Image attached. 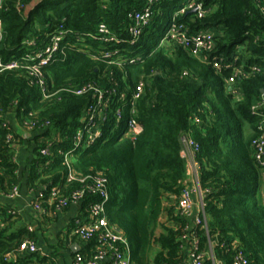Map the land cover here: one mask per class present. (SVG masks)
<instances>
[{
	"label": "trees",
	"instance_id": "trees-1",
	"mask_svg": "<svg viewBox=\"0 0 264 264\" xmlns=\"http://www.w3.org/2000/svg\"><path fill=\"white\" fill-rule=\"evenodd\" d=\"M189 3L206 14L180 13ZM146 6V0H0V197L20 190L16 154L25 133L43 130L33 139L26 176L27 190L40 193L34 200L40 210L31 218L38 229L0 203V264H55V255L19 252V246L36 243L59 200L86 191L96 177L105 181L108 227L125 239L130 264H181L189 231L198 251L207 255L211 249L222 264H230L236 251L247 264H264V170L253 144L264 132V0H154L150 22L134 39L129 16ZM172 23L190 36L211 34V52L195 57L168 40L161 43ZM56 36L57 49L36 67L37 77L36 55L46 58L45 47ZM9 63L16 66L4 69ZM97 101L106 115L94 127L100 136L71 152ZM7 116L20 127L12 128ZM130 118L138 133L124 138ZM183 139L197 146L206 192V224L190 230L178 208L186 180ZM69 170L73 181H67ZM52 188L57 196L49 199ZM98 202L97 194L85 192L81 204L86 211ZM99 245L95 235L79 256L91 259Z\"/></svg>",
	"mask_w": 264,
	"mask_h": 264
},
{
	"label": "built area",
	"instance_id": "built-area-1",
	"mask_svg": "<svg viewBox=\"0 0 264 264\" xmlns=\"http://www.w3.org/2000/svg\"><path fill=\"white\" fill-rule=\"evenodd\" d=\"M147 6L141 11L132 13L129 18L133 21L134 26L130 29V32L134 39L140 36L139 27L146 26L151 20L152 12L150 5L154 0H146ZM31 9L28 8L27 11ZM185 10H192L197 13L198 18H202L206 14V9H203L200 4L189 3L186 8L180 11L183 13ZM24 12V14L27 13ZM100 32L106 34L107 30L104 27H100ZM60 37L56 36L51 38V44L45 47L43 56L46 58L41 59V55H36V59H40L37 66L33 67L34 75L39 77V73L36 67L45 65L52 56V53L57 49V42ZM165 40L170 41L179 47L188 50L192 56L199 57L203 54L211 52L214 46L213 36L207 32H201L196 35H189L187 29L182 25L172 23L166 33L164 34L161 43ZM164 44V43H163ZM16 65L14 63H9L5 65L4 69H12ZM216 66V65H215ZM2 65L0 64V68ZM38 85L42 86L41 80H37ZM91 88L80 89L75 92L76 95H82L84 92ZM136 92L133 95V99H137L142 92V86L139 84L136 87ZM101 95L97 97L98 101H101ZM97 101V106L95 108L87 109L84 116V125L79 130L73 139V151L76 149H82L87 147L95 141L97 137L100 136L99 130L94 129L97 121V125L102 124L105 119V114L97 109L101 102ZM117 113V119H118ZM26 128L32 129L31 125H25ZM123 130L121 136L131 137L138 133V126L134 118L128 119L123 124ZM43 131V130H42ZM256 154V162L264 170V132L262 136L253 142ZM197 151V146L193 144L190 140H182V151L181 158L184 159L186 165V180L185 187L181 191L178 199L179 215L182 219L188 222L189 230L191 227L203 226L206 224V214H205V202L204 196L205 191L201 189L199 180V165L195 161V152ZM40 154L47 156V149L40 151ZM61 154V153H59ZM62 155V154H61ZM64 161L68 164V153L63 154ZM75 180L74 175L69 170L67 175V181ZM82 181V180H80ZM104 179L96 177L93 179V185L87 187L86 191L82 189L77 191L70 196V199L64 198L59 200L57 213L61 212L64 208H68L71 204L81 203L84 199L85 192L90 194H97L100 198V202L90 204L87 207V221L86 223L75 222V229L73 234L80 239L81 242H87L92 237L97 235L98 241L100 243L98 249L91 259L83 260L79 255L75 258V264H97L99 261L107 259L109 264H130L129 261V248L124 238L118 235L116 232L108 227L107 221L104 216V204L107 201V194L105 191ZM18 195V188H14L12 193L8 196L9 199H14ZM57 196V191L52 188L49 194V199L55 198ZM197 197V204L194 203L193 197ZM197 211H194V208ZM34 211H39V207L33 204ZM30 229V228H29ZM31 230V229H30ZM182 250L187 248V254L184 256V260L181 264H205V260L209 259L211 264H222L216 261L213 257L211 249L209 253L204 255L198 251V240L194 236V233L190 231L185 234L182 238ZM37 251L36 244L32 241L24 242L19 246V252L33 253ZM230 264H247L246 258L241 251H236Z\"/></svg>",
	"mask_w": 264,
	"mask_h": 264
},
{
	"label": "crops",
	"instance_id": "crops-1",
	"mask_svg": "<svg viewBox=\"0 0 264 264\" xmlns=\"http://www.w3.org/2000/svg\"><path fill=\"white\" fill-rule=\"evenodd\" d=\"M9 125L12 128H19V123L12 117L7 116ZM25 142L18 149L16 154V161L19 165V177L21 180L20 190L18 189V195L14 199L0 197V203L6 204L9 207H13L23 217L24 222L31 225L32 229L37 230L34 220L31 218L36 215L37 211H34V200L39 196V192H31L26 188V176L28 172V166L32 159L33 152V139L34 137L41 136L42 131L36 134L25 133ZM42 140V139H41ZM187 178V176H186ZM261 195L264 198V175H261ZM194 203L197 204V197H193ZM197 211V208H194ZM87 213L83 210L81 203L71 204L63 212H56L53 216V220L46 224L42 231L36 232L37 242L36 247L38 253L43 256L55 255V264H75V258L85 249V243L81 242L72 232H67L68 229L74 226L75 222L86 223ZM33 222V223H31ZM183 257L187 254V248L182 250ZM129 255V254H128ZM205 255V254H204ZM97 264H109L107 259L99 261Z\"/></svg>",
	"mask_w": 264,
	"mask_h": 264
},
{
	"label": "rangeland",
	"instance_id": "rangeland-1",
	"mask_svg": "<svg viewBox=\"0 0 264 264\" xmlns=\"http://www.w3.org/2000/svg\"><path fill=\"white\" fill-rule=\"evenodd\" d=\"M262 193H261V188H259V201L261 202V203H264V198L262 197V195H261Z\"/></svg>",
	"mask_w": 264,
	"mask_h": 264
},
{
	"label": "water",
	"instance_id": "water-1",
	"mask_svg": "<svg viewBox=\"0 0 264 264\" xmlns=\"http://www.w3.org/2000/svg\"><path fill=\"white\" fill-rule=\"evenodd\" d=\"M193 12H195V11H193Z\"/></svg>",
	"mask_w": 264,
	"mask_h": 264
}]
</instances>
